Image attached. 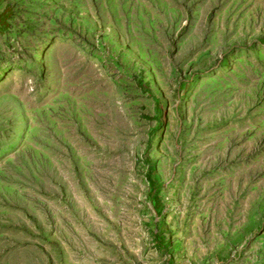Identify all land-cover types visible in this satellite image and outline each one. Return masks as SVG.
I'll return each mask as SVG.
<instances>
[{
	"label": "rangeland",
	"instance_id": "1",
	"mask_svg": "<svg viewBox=\"0 0 264 264\" xmlns=\"http://www.w3.org/2000/svg\"><path fill=\"white\" fill-rule=\"evenodd\" d=\"M0 264H264V0H0Z\"/></svg>",
	"mask_w": 264,
	"mask_h": 264
},
{
	"label": "trees",
	"instance_id": "2",
	"mask_svg": "<svg viewBox=\"0 0 264 264\" xmlns=\"http://www.w3.org/2000/svg\"><path fill=\"white\" fill-rule=\"evenodd\" d=\"M145 177H146V176H145ZM147 179H148V178H147ZM148 182H149V183H151V180H150V179H148Z\"/></svg>",
	"mask_w": 264,
	"mask_h": 264
}]
</instances>
